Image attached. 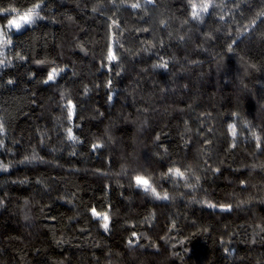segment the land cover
I'll return each instance as SVG.
<instances>
[{"label":"trees","instance_id":"trees-1","mask_svg":"<svg viewBox=\"0 0 264 264\" xmlns=\"http://www.w3.org/2000/svg\"><path fill=\"white\" fill-rule=\"evenodd\" d=\"M37 2L43 18L0 55V264H264V17L238 36L264 0H213L203 23L189 0H154L147 15L137 0L0 7ZM91 208L108 211L107 231Z\"/></svg>","mask_w":264,"mask_h":264},{"label":"snow or ice","instance_id":"snow-or-ice-1","mask_svg":"<svg viewBox=\"0 0 264 264\" xmlns=\"http://www.w3.org/2000/svg\"><path fill=\"white\" fill-rule=\"evenodd\" d=\"M122 2H124V0H122ZM148 4L154 5V0H144L143 5L139 2V0H137V2L131 4V7L134 9L144 8L145 9V15H147V5ZM189 6H190V18L194 21L199 22V23H203L204 15L209 12L210 8L216 7V5L213 4V0H200V2H197V0H189ZM237 7H238V5H237ZM40 10H41V3H39V2L33 3L31 6L24 8L23 10L13 6L12 4H9L7 7H0V20L3 21L2 23H0V55L3 54L4 48H6L12 44V39L10 36L11 32H13V31L19 32L22 29H24L25 26L34 25L38 19L43 18L40 15ZM95 10L96 9L94 8L93 11H95ZM261 17H264V10H261L260 12H258L256 14V16L249 21L248 25H245L241 30H239L238 36L243 35L244 33L248 32L249 27L255 26L256 20L261 18ZM220 19L223 20L224 17L221 16ZM113 23H115V21H113ZM159 24L166 27L167 21L165 19H160ZM145 30H147V29H145ZM261 35L264 36V33H261ZM180 39H183V37H180ZM162 43L163 42L161 41V44ZM235 43H236V40H233L232 43L228 45L227 50L229 52H231L233 50L232 45ZM121 47H123V46L121 45ZM145 50H147V49H145ZM20 58L24 59V57H20ZM118 59H119V57L115 54L113 47L111 45H109L108 53H107V60L109 62H111V61H117ZM8 63H10V61H8L6 59H0V66H7ZM37 63H42V61H37ZM154 67H160L162 69L167 70L168 62L166 60H163V58H161V63L158 65H154ZM252 67H255V65H252ZM63 70L64 69L53 67L49 71V73L47 75V79L44 81V83L54 81L56 76ZM7 83L11 84V83H13V81L9 80ZM108 86L109 87L111 86V81L108 82ZM61 96L63 98V93L61 94ZM108 99H109V101H111L112 96L109 95ZM66 107H67V118L71 121L73 116H74V113H75V105L69 99V100H67ZM233 115H237V114L233 113ZM245 123L247 124L248 122L245 121ZM228 127L232 133L233 138H235V136H236V125L234 123H232V124H229ZM65 131L67 133V138L69 140L75 141L77 139L74 136L71 127L67 128ZM209 131H211V130H209ZM4 132H5L4 120L2 117H0V134H2ZM252 137L255 140L256 148L260 149L261 143H262L261 135L256 131H252ZM157 139H159V137H157ZM204 143L210 145L211 141L205 140ZM3 145H4V140L0 139V147H3ZM235 146H236L235 145V139H233L232 147H235ZM92 147L95 148V147H97V145H93ZM24 159H25V161H30V160L38 159V157L34 152L31 158L26 156ZM0 168L7 170L8 165L0 163ZM186 171L187 170L181 171V169L179 167H170L167 169V172L165 173V175H170L173 177L182 178L185 180V186L186 187L194 188L195 185L187 183L188 178L186 176ZM214 171H219V169H214ZM132 179L135 181V184L137 187L142 188L147 193H151L157 199H163V200L169 199V194L167 192H164L163 194H161L160 192H158L156 190L155 186L151 182L152 178L150 175H145L144 173H137L132 177ZM196 180L198 183L199 177H196ZM241 183H244V182L242 181ZM0 203H2V202H0ZM204 203H208V202L204 201ZM209 207H216V205L209 204ZM220 207L230 209L231 205H221ZM110 208H111V206H109V210H110ZM90 211L93 214V216L97 217L100 220L101 227H103L104 230L107 231L108 227H109V219H110L108 211L98 212L96 210V208H91ZM132 235L136 236L137 234L135 232H133ZM129 244L130 245L132 244L131 240H129ZM225 251L227 252L228 250L225 249Z\"/></svg>","mask_w":264,"mask_h":264}]
</instances>
